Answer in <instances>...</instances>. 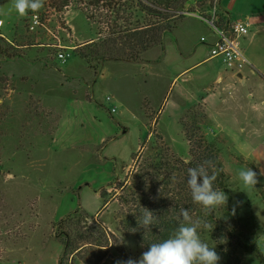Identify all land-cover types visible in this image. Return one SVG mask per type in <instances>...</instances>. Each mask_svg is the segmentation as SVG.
I'll return each instance as SVG.
<instances>
[{"label":"rangeland","instance_id":"rangeland-1","mask_svg":"<svg viewBox=\"0 0 264 264\" xmlns=\"http://www.w3.org/2000/svg\"><path fill=\"white\" fill-rule=\"evenodd\" d=\"M217 1L214 0V6ZM12 2L13 0L0 1V21L3 24L0 26V46L7 50L10 57L21 56L8 59L0 54V249L5 247L13 250L21 244L29 247L30 241L39 246L50 236L56 237L62 230L70 232L67 225L60 227L58 223L51 222L52 207L48 203L55 193L52 189L62 185V189L66 187L67 190L63 195L70 193L71 197L69 200L66 198L59 213L60 206H57L55 221H61L71 209L78 210L83 199L88 207L87 213H81L73 219V238L81 234H87L88 238L87 229L95 230L97 226H101L113 234L115 239L110 240V246L106 248L104 246L108 242L107 234L100 237L101 244L96 243L99 239L95 242L94 238H88L87 242L93 243V246L86 245L80 255L68 250L63 253L61 264H83V258L91 264L96 263L100 257H104L100 264H115L117 260H126L129 257L139 259L143 253L142 247L135 237H124L119 227L123 212L121 198L137 168L138 160L134 157L138 155L141 160L154 155L156 149L167 147L177 157L189 161L190 147L185 136L187 128L182 123L188 121L190 124L196 114L197 122L201 126L200 134L218 150L227 174L224 193L228 197L224 207L212 212L213 219L206 222L210 227H201L200 237L220 255L219 264H264V92L255 85L254 78L258 74L251 75L248 81L236 84L224 81L220 86H216L218 78L230 71L220 59L206 60L209 58L210 47L208 42L202 43L201 38L209 40L210 29L196 17L185 15L179 27L172 33L174 36L166 38V42L176 40L180 34L177 30L182 25L180 32L191 34L195 48L194 57L203 62L177 79L178 73L173 69L164 71V76L154 78L149 83L145 90L150 93L152 110L149 120L145 121L146 125L142 123L138 113L135 115L132 112L134 116L124 112L121 116L122 109L115 104L113 97L108 95L114 86L109 84L108 78L101 79V74L95 76L90 85L94 104L112 117L120 132L121 125H125L127 133L119 138L120 141L108 140L103 148H97L96 150L100 149L103 154L102 162L89 164L88 160L76 159L75 154L60 151L54 145L51 134L55 128V120L47 119L41 116V113L35 118L31 109L25 114L21 103L15 99L12 101V110L6 106L10 102L5 94L10 89L22 90V80L35 79L39 87L54 90L48 97H57L53 106L59 118L64 113L68 101L62 96L61 92L65 91L61 87L67 89L70 86L83 85L86 64L80 59L79 51L85 49L83 46L89 44L87 42L90 40L96 42L108 36L107 21L104 17L97 19V22L102 20L100 25L88 21L85 11L87 0H70L69 7L61 13L52 9L48 0H44V6L39 11L34 13L29 10L25 16L15 12L9 13ZM194 7L203 11L198 4ZM259 9L258 13L263 14L264 3ZM218 11L226 18L225 22L236 21L223 12L220 6ZM90 12L97 14L95 9H90ZM98 12L106 14L101 10ZM209 13L208 11L206 16ZM232 14L236 16L233 11ZM34 15L38 16L39 25L31 30ZM239 20L244 21L242 18ZM254 28V47L258 52L262 50L263 54H260L264 55V15L258 16ZM246 37L241 40L243 53V41ZM183 38L184 35H181V39ZM59 52L70 53L66 63L58 60ZM23 62H37L51 68V80L47 83L40 67H31ZM118 66L120 65H117L114 71L133 73L134 68L130 66ZM248 67L249 65L244 70L248 71ZM159 69L154 73L161 74ZM69 76L75 77L71 80ZM34 84L36 83L27 82L29 86ZM133 86L132 81L127 82L126 95L131 108L139 112L136 108L139 99L130 94ZM233 90L236 91L234 101L241 102L246 114L244 117L243 112L239 113L241 116L237 121L231 118L233 105L230 99ZM107 97L112 100L108 102ZM197 98L208 99L211 110L220 116L217 119L212 117L207 107L200 103L188 106L181 117L180 111L188 104L187 101L193 102ZM145 105L147 102L143 101L142 106ZM114 106H117V109ZM114 108L117 113L111 114ZM142 111L144 113L145 109ZM153 117L156 120L152 124ZM113 163L117 167V180L103 191L104 200L110 205L98 217L93 218L104 203V200L95 197L94 193L106 181L103 176H97V171H108L113 177ZM247 168L260 173L259 183L255 187L245 188L238 178L239 170ZM85 183L94 186V189L87 194L84 191L81 195L80 188ZM37 231L42 235L36 234L33 237ZM60 240H63V237H60ZM252 243L256 244L260 255L253 252ZM96 244L103 247H96Z\"/></svg>","mask_w":264,"mask_h":264},{"label":"crops","instance_id":"crops-1","mask_svg":"<svg viewBox=\"0 0 264 264\" xmlns=\"http://www.w3.org/2000/svg\"><path fill=\"white\" fill-rule=\"evenodd\" d=\"M263 3L264 0H219L218 6H220V9L229 15L232 20H239L242 18L249 25L250 34L243 41V49L250 65L247 68L248 71L244 70L240 74H235L231 71L230 73L225 72V77L220 76L216 86H220L224 81H230L229 84L231 82L236 84L237 82L248 81L251 75L255 76L258 74V76L254 78V82L255 85L264 92V55H261L263 54L262 50V53L258 52V50L256 51L253 43L254 31L256 30V28H254V24L256 23L259 15H264V13H258L260 10L259 8L262 7ZM232 11L236 14V16H233ZM231 22L232 21H229V23ZM181 27L182 25L177 30V33L180 34L174 42H172V40L166 42V38H169L171 35L174 36V34H166L160 45H156L144 52L140 60L135 62L109 60L103 61L99 64L97 63L93 67H90L80 58L84 64H86L84 66L86 77L82 79L84 83L81 86H70L67 89H64V86L61 87L62 90L65 91L61 92L62 96H65L68 101L64 113L59 118L56 114L55 107L53 106V104L57 102V97H48V95L54 90L48 89L44 86L39 87L38 82L35 81V79L31 81L22 80L21 82L24 86L22 90H8L5 97H7L10 104L8 103L9 105L6 106L13 110L14 104L12 101L15 99L21 103L25 114H28V109H31L34 114L33 117L35 118H38V113H41V116L46 117L47 119L55 120V128L51 135L53 137L52 141L54 145L59 148L60 151L73 153L75 154L76 159L88 160L89 164H93L94 162L101 163L103 154L100 149L105 146L108 140L112 142L120 141L119 138L127 133V128L125 125H121L122 131L120 132L119 127L112 120V117H109L101 107L94 104L93 93L90 92V85L92 84V81L95 76L97 77L99 74H101L99 76L101 79L106 80L108 78L110 80L109 84L112 83L114 86V89L108 95L112 96L115 104L122 109V111H120V115L122 116L124 112L132 115H136V113H138V117L142 120V123L146 125L147 123H145V121L147 119L149 120V113H151L152 110V107H150L152 102L150 101V93L147 92L148 90H145V88L149 86V83L152 82L154 78L164 76V71L168 72L173 69L178 73L176 77L177 79L186 75L192 68L201 65L203 62L194 57L193 52H195V48L190 37L191 34L188 32L181 33ZM181 35H184L183 39H181ZM209 40H213L212 33ZM93 41L94 40H90L87 43H92ZM211 59L212 58L209 57L206 60ZM23 63L31 67H40V69L44 72L43 74H45L44 76L47 83L51 80L50 76L53 71L51 68L37 62ZM122 64L124 66L134 68V70L132 69L133 73L126 74L114 71L117 65H120L118 67H122ZM157 68H160L159 71L161 74L158 72L154 73ZM74 77L75 76H69V79L72 80ZM129 81L134 83V86L130 89V94L139 99L136 107L139 109V112H136L131 108L132 106L129 103L130 100L126 95L128 94V88L126 89L125 85ZM27 82H33L36 84L29 86L27 85ZM235 93L236 91L233 90L231 93L232 98L230 99V102L233 105L231 118L237 121L238 117L241 116L239 113L243 112L244 117H246V114L244 110L245 107L243 106L242 108L241 102L239 103V100L234 101ZM143 101L147 102L145 107L142 106ZM187 103L188 104L182 107L180 111L181 117L188 106H195L200 103H203L207 107L212 117L217 119L220 116L219 114L214 113V110H211L212 108L208 99L202 100L197 98L195 101L191 102V100H189ZM2 105L3 107L5 106L3 100ZM114 107L117 109V106ZM142 109H145L144 113ZM114 113H117V111L115 110ZM114 113L111 112V114ZM211 119L214 120V118ZM155 120L156 118L153 117L152 124ZM121 124L123 123L121 122ZM99 147L100 149L96 150ZM113 166V177L108 171H97V176H103L106 181L102 183L100 189L94 193L95 197H100L104 200L105 197L103 191L109 188L113 182L117 180L116 164L113 163ZM77 185L78 184H76V187ZM62 187V185L55 188L53 187L52 190H55V193L51 196L49 200L50 202L48 203L52 207V212H50L52 223H59L67 216L77 211L79 213H84L85 215L87 213L86 210L88 207L82 199L78 210L72 211L71 209L69 213L61 219V221H55V217L57 215L54 216V213L57 206H60L58 210L59 213L66 198L69 200L71 197L70 193H67L66 196L63 195V193L67 190L66 187L63 189ZM93 189L94 186H90L88 183H85L84 186H81L80 188V194L82 195L84 191H86L87 194L92 192ZM109 205L110 203L107 202V200H104V203L95 213L93 218H96L103 213ZM36 234L38 236L42 235V233L37 231L33 237H35ZM28 243L29 247H25V244L22 246L23 244H21L13 250H8L5 249V247H2L0 249V264H60L61 257L64 253V246L54 235L50 236L45 243L39 246L34 241H30Z\"/></svg>","mask_w":264,"mask_h":264},{"label":"trees","instance_id":"trees-1","mask_svg":"<svg viewBox=\"0 0 264 264\" xmlns=\"http://www.w3.org/2000/svg\"><path fill=\"white\" fill-rule=\"evenodd\" d=\"M48 1L50 7L58 13L63 12L70 5V0ZM195 4L203 8V11L197 10ZM85 5L89 22L95 23L102 17L107 21L108 36L83 46L86 48L79 51V57L88 66L93 67L97 63L109 60L132 62L140 60L144 52L160 45L166 34H172L186 14H200L206 17L208 11L210 12L214 7V0H87ZM90 9H95L97 14L90 12ZM100 10L106 14H99ZM101 21L97 23L100 25ZM225 21L226 18L221 15L220 23L226 24ZM0 54L8 59L21 58L19 55L10 57L2 46H0ZM196 118L195 114L190 124L188 121L182 123L187 128L185 136L190 147L189 161L177 157L167 147L156 149L154 155L142 158V161L138 155L134 157L138 160L137 168L121 198L123 212L119 219V227L124 237L129 235L135 237L143 252L148 250L150 244L162 242L173 234L178 227L176 217L181 209H187L193 220L208 222L213 219L212 212L205 215L202 207L192 200L187 186L189 168L211 160L213 167L209 169V173L215 172L217 177L214 187L223 192L226 190L227 174L218 150L200 134L201 126ZM144 208L153 211V215L158 218L157 223L149 231L140 228L137 223ZM79 214L81 213L77 211L58 223L60 227L67 225V229L70 230V232L62 230L56 235L59 240L63 237L60 242L64 246V253L68 250L82 253L86 245H94L87 242L88 238H94L95 242L99 239L96 243L101 244L100 237L105 234L108 242L104 247L110 246L108 245L110 240L115 237L101 226H97L95 230L87 229L88 238L87 234L73 238V219ZM252 246L253 252L260 255L256 244L252 243ZM96 247L103 246L96 244ZM106 248L101 249L106 251ZM103 259L104 257H100L94 264H100V260ZM82 260L83 264H91L84 258Z\"/></svg>","mask_w":264,"mask_h":264},{"label":"clouds","instance_id":"clouds-1","mask_svg":"<svg viewBox=\"0 0 264 264\" xmlns=\"http://www.w3.org/2000/svg\"><path fill=\"white\" fill-rule=\"evenodd\" d=\"M44 6V0H13L9 13L15 12L20 16L27 12L39 11ZM213 167L211 160L205 161L187 171V186L192 200L204 210L205 215L227 204V195L214 187L216 173H209ZM245 188L255 187L260 173L252 168L241 169L237 173ZM178 227L173 234L159 243H152L139 259L129 257L126 260H117L115 264H219L220 255L215 248L209 247L199 234V230L210 227L206 221L193 220L187 209H181L176 217ZM158 221L153 211L144 208V212L137 221L140 228L151 230Z\"/></svg>","mask_w":264,"mask_h":264},{"label":"built area","instance_id":"built-area-1","mask_svg":"<svg viewBox=\"0 0 264 264\" xmlns=\"http://www.w3.org/2000/svg\"><path fill=\"white\" fill-rule=\"evenodd\" d=\"M218 3L219 0L206 17L198 14L186 15L196 17L209 27L213 40L210 41L201 38L202 43L208 42L207 44L210 47L209 57L212 59H220L229 71L240 74L250 65L248 59L241 50V40L249 34V25L242 20L221 24L220 16L222 14L218 11ZM2 25L0 21V26ZM37 25H39L38 16L34 15L30 29L33 30ZM69 57L70 53L59 52L57 54L58 60L62 63H66ZM106 100L110 102L112 98L107 97ZM111 112L114 113L115 109H112Z\"/></svg>","mask_w":264,"mask_h":264}]
</instances>
